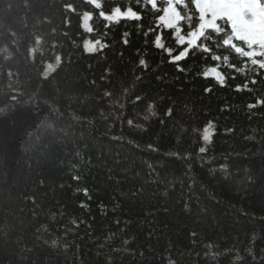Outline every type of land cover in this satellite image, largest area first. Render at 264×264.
Listing matches in <instances>:
<instances>
[{"label": "trees", "instance_id": "1", "mask_svg": "<svg viewBox=\"0 0 264 264\" xmlns=\"http://www.w3.org/2000/svg\"><path fill=\"white\" fill-rule=\"evenodd\" d=\"M207 2L0 0V264H264V0Z\"/></svg>", "mask_w": 264, "mask_h": 264}, {"label": "rangeland", "instance_id": "2", "mask_svg": "<svg viewBox=\"0 0 264 264\" xmlns=\"http://www.w3.org/2000/svg\"><path fill=\"white\" fill-rule=\"evenodd\" d=\"M197 3H198V8L201 11V14L203 15L204 11H205V9L207 7V5L205 3V0H198ZM210 11H212V10H210ZM214 17H216V15H214ZM168 23H170V21H168ZM211 25H212V23H205L204 24V26H207V27H209ZM195 40H196V38L192 39L191 44H193L195 42ZM93 48H94V44L93 43H88L87 44V49L88 50L93 49ZM215 74L218 75L217 73H215ZM11 86H13V85L11 84Z\"/></svg>", "mask_w": 264, "mask_h": 264}]
</instances>
